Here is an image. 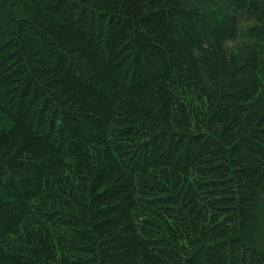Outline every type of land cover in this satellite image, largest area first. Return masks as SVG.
Here are the masks:
<instances>
[{
	"label": "trees",
	"instance_id": "16d2710c",
	"mask_svg": "<svg viewBox=\"0 0 264 264\" xmlns=\"http://www.w3.org/2000/svg\"><path fill=\"white\" fill-rule=\"evenodd\" d=\"M0 264H264V0H0Z\"/></svg>",
	"mask_w": 264,
	"mask_h": 264
}]
</instances>
